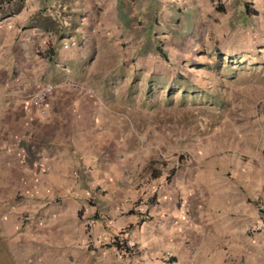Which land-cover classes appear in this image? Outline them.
Instances as JSON below:
<instances>
[{"label": "rangeland", "instance_id": "rangeland-1", "mask_svg": "<svg viewBox=\"0 0 264 264\" xmlns=\"http://www.w3.org/2000/svg\"><path fill=\"white\" fill-rule=\"evenodd\" d=\"M117 1L118 10L102 0L82 14L67 0L55 6L53 33L76 56L61 61L55 81L82 83L100 98L103 138L78 136L70 104L67 113L56 106L54 118L53 109L35 117L30 106L35 116L24 122L0 100V264H142L141 249L118 253L109 245L116 234H97L96 219L143 214L159 180L151 168L164 181L173 167L186 214L248 208L234 231L204 224L198 241L220 247L217 263L264 264V179L256 187L264 172V16L241 19L239 5L220 0L223 12L215 0L188 8L185 0ZM59 146L78 168L59 165ZM226 181L247 200L228 208Z\"/></svg>", "mask_w": 264, "mask_h": 264}, {"label": "crops", "instance_id": "crops-1", "mask_svg": "<svg viewBox=\"0 0 264 264\" xmlns=\"http://www.w3.org/2000/svg\"><path fill=\"white\" fill-rule=\"evenodd\" d=\"M65 1L66 0H24L23 6L18 13L0 20V72L2 73L0 76L1 104L5 105L7 109H10L11 106L12 109L15 110V114L17 115L18 113V117L24 122L30 120V118L35 115V117H39L36 111L35 115L30 111L29 95L36 87L50 83L54 85V89L47 100V111L48 107L49 109H53V114H51L52 117L54 118L57 116L56 106L60 108V111L64 110V113H67V105L70 104L71 107H73L72 114L73 112L75 113L72 120H75L76 125H74L73 128H77L76 131L78 136L93 135L96 137L99 134L103 138V128L101 125H103L104 122V115L100 111V98L95 96L91 99L87 94L92 93L93 90L84 86L82 83L55 81L60 78V76H57L58 66L66 67L65 64H60L61 61L64 63L63 61L68 59L71 60V57H76L75 55H67V53L64 52L71 50L70 48L64 49L62 47L63 43L66 41L63 40V42H61V39H65V37H61V39L58 40L56 34L53 32H45L41 28L31 25L30 18L35 12L41 8H47V12L49 9H54V13H56L55 6H61ZM218 1L219 0H215L213 2ZM220 1L224 3L223 5L226 8L233 3L239 5L242 10L239 15L241 19L243 15L264 16V12L259 11L260 6L264 8V0ZM67 2L69 6H71V11L79 14L84 13L90 6L92 8H97L98 4L103 6L104 3L102 0H67ZM200 2L201 0H185L184 6L187 8L199 7L200 5L198 3ZM245 2H248L250 8L256 9L258 14H245L242 9ZM105 4H107L105 9L113 8L118 10L119 1L117 0H106ZM219 4L221 3L219 2ZM81 19L85 18L83 17ZM247 20L248 17H245L244 21L247 22ZM65 22L67 21H64L63 24H66ZM85 41L86 38L81 36V43L84 44ZM81 43H79L80 46ZM77 47L78 46H75V48ZM51 80L54 82H49ZM60 114L62 116L61 112ZM61 120L65 121L66 119L62 117ZM82 129L83 133L80 132ZM95 147L94 150L96 149V153L98 147L97 141ZM57 153L60 157L59 162H61L59 165L66 169L78 168V161L70 157L65 147L59 146V149H56V154ZM83 166L85 165L83 164ZM155 171H157V176H154V178L155 180L156 178L159 180L154 183V190H151V193L147 196L148 198L144 205L146 208L144 213L138 214L137 212H133L126 216L127 219L120 217V219L117 220L113 218L96 219V233L106 238L105 235H117L116 231H119L120 227L131 225L130 229L127 227L123 230H127L125 236L127 237L129 245H135L138 252L141 249V253L139 254L137 252L138 254L136 257L143 260L142 264H164V254L166 252H171L170 257L174 259V262L169 264L217 263L221 256L220 247L214 246L213 244L211 246H206L204 242L200 244V241H198V238L201 237V232H205L206 230L204 224L211 227L210 231L215 233L217 231L215 225L218 224L224 225L222 231H234L241 222L247 223L248 208L240 212V204L235 206V212L232 210L226 211L223 214L209 212L207 216L202 217L198 214L195 216L192 215V213L186 214L181 208L180 201L178 200V197H181V195L179 196L180 193L177 189V187H180V182L175 174L177 170L174 171L173 174L175 176L173 175V178L170 179L171 181H162L164 172ZM63 174H65V172H63ZM257 176L259 177V182L258 184L256 183V187L261 186L260 182H263L264 172L261 170L258 172ZM47 177L50 179H61L60 175L56 176L54 173L48 174ZM222 191L224 193L226 192L225 200L231 201L228 208L233 206L232 202L235 201L239 204V201H245L248 198L238 184L228 181L225 182ZM256 195H258V193H256ZM246 205L245 203L244 207H246ZM243 212L244 214L242 215ZM140 215L145 217L150 216L151 219L135 225L138 221L136 219H138ZM182 220L187 226V232L181 224ZM153 221L156 222L154 226L152 223ZM163 233L168 235L170 239H168L166 235H163ZM191 233L195 234L192 235ZM218 233H220V230ZM196 240L198 245L195 244ZM200 249L204 252L198 253ZM116 251L122 254L121 251L117 249Z\"/></svg>", "mask_w": 264, "mask_h": 264}, {"label": "trees", "instance_id": "trees-1", "mask_svg": "<svg viewBox=\"0 0 264 264\" xmlns=\"http://www.w3.org/2000/svg\"><path fill=\"white\" fill-rule=\"evenodd\" d=\"M23 2L24 0H0V20H2L5 17L12 16L18 13L23 6ZM214 9L217 12H223L224 10L222 4H219V2H215ZM243 10L247 15L258 14V11L256 9L250 8L248 6V2L244 3ZM58 18L60 19L61 16L58 14V12L54 13V9H49V11L47 12V8H41L31 16L30 20L32 26L39 27L45 32H55V27L60 25ZM156 47L158 53L164 58L165 54L162 51L160 45ZM223 67H225V69H223L224 70L223 73L225 74L228 73V71L230 73L232 70L231 66L229 67L228 64H223ZM227 68L229 69L227 70ZM154 164H155V160H151L149 161L148 166L152 167L154 166ZM170 171L171 174H173L175 168L174 167L171 168ZM151 173L157 176V171H155L154 168H151ZM148 219H151V217L150 216L145 217L140 215L138 216L137 224L142 221H146ZM127 227L128 229H130L131 225ZM126 233L127 230L120 231L116 236L113 237L112 241L109 243L110 246H113L115 249L121 251L123 255H126L130 252L129 243L127 242V237L125 236ZM164 262H165L164 264H169L174 262V259L173 257H169Z\"/></svg>", "mask_w": 264, "mask_h": 264}, {"label": "built area", "instance_id": "built-area-1", "mask_svg": "<svg viewBox=\"0 0 264 264\" xmlns=\"http://www.w3.org/2000/svg\"><path fill=\"white\" fill-rule=\"evenodd\" d=\"M62 47L64 49L70 48L66 42L63 43ZM53 89H54V85L48 83V84L36 87L29 95L30 106L40 116H44L47 113V100L49 96L51 95V93L53 92Z\"/></svg>", "mask_w": 264, "mask_h": 264}]
</instances>
